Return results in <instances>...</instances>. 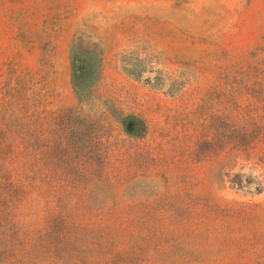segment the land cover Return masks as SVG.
Segmentation results:
<instances>
[{"label":"rangeland","instance_id":"obj_1","mask_svg":"<svg viewBox=\"0 0 264 264\" xmlns=\"http://www.w3.org/2000/svg\"><path fill=\"white\" fill-rule=\"evenodd\" d=\"M0 264H264V0H0Z\"/></svg>","mask_w":264,"mask_h":264}]
</instances>
